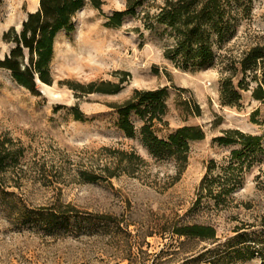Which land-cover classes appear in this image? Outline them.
<instances>
[{
  "label": "rangeland",
  "instance_id": "1",
  "mask_svg": "<svg viewBox=\"0 0 264 264\" xmlns=\"http://www.w3.org/2000/svg\"><path fill=\"white\" fill-rule=\"evenodd\" d=\"M99 1L87 0L73 29L55 35L52 82L37 81L39 94L0 67V142L14 153L0 169V264H264L258 253L217 244L239 227L264 238V121L251 117L258 102L242 91L238 105L221 104L217 66L175 67L163 56L159 26L143 28L128 15L108 26L106 16L125 0ZM249 6L238 34L248 23L264 35V0ZM37 7L38 0H0V59L14 46L3 33L19 32ZM107 81L119 90H96ZM161 87L166 111L155 134L166 139L182 126L204 132L189 140L181 172L144 148L135 110L134 136L118 126L117 106L135 89ZM226 129L260 135V149L220 143ZM190 224L213 226L217 241L176 233Z\"/></svg>",
  "mask_w": 264,
  "mask_h": 264
},
{
  "label": "trees",
  "instance_id": "2",
  "mask_svg": "<svg viewBox=\"0 0 264 264\" xmlns=\"http://www.w3.org/2000/svg\"><path fill=\"white\" fill-rule=\"evenodd\" d=\"M87 0H38L35 11L29 12L22 22L19 32L10 27L2 35L14 46L0 59V67L6 69L12 79L33 94H39L37 81L52 82L50 60L55 35L70 31L74 25L72 18ZM99 7V0H88ZM251 0H125L123 10H115L106 16V25H121L124 16H132L141 21L143 28H161L166 43L163 56L175 67L197 70L217 66L220 77V101L224 105H238L242 91H249L258 106L251 117L261 114L264 121V35L251 32L248 23L238 34L243 19L249 18ZM93 83L89 84L91 87ZM96 90L114 93L118 84L101 82ZM89 91H92L89 90ZM167 87L157 89H135L132 95L118 107V126L126 136H134L135 130L128 119L129 112L135 110L143 120L139 129L140 141L147 152L156 159H170L177 172L186 164L189 140L204 136L199 126H182L160 138L154 132L155 121H160L166 111ZM197 113L199 108L196 105ZM216 139L223 144L239 141L244 147L256 151L260 149V135L246 134L238 129H226ZM0 142V169L7 161H12L14 153ZM240 150H232L236 154ZM89 176L87 179H94ZM239 179L234 178L233 182ZM234 185L220 188L218 192L229 191ZM207 189L204 187V190ZM60 218L68 219L71 208L59 210ZM53 215V211L46 213ZM235 229L233 236L217 243L229 251L239 253L244 250L246 257L259 254L264 257V238L259 234ZM176 233L201 240L216 242L215 229L207 224L183 225Z\"/></svg>",
  "mask_w": 264,
  "mask_h": 264
}]
</instances>
